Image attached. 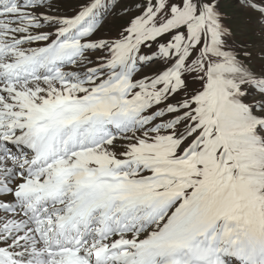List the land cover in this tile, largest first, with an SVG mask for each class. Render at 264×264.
Listing matches in <instances>:
<instances>
[{
	"label": "snow or ice",
	"instance_id": "6c2138e0",
	"mask_svg": "<svg viewBox=\"0 0 264 264\" xmlns=\"http://www.w3.org/2000/svg\"><path fill=\"white\" fill-rule=\"evenodd\" d=\"M0 264H264V0H0Z\"/></svg>",
	"mask_w": 264,
	"mask_h": 264
},
{
	"label": "rangeland",
	"instance_id": "374dc122",
	"mask_svg": "<svg viewBox=\"0 0 264 264\" xmlns=\"http://www.w3.org/2000/svg\"><path fill=\"white\" fill-rule=\"evenodd\" d=\"M122 6L123 5H121V7ZM61 7H62V10L70 13L73 10L74 5L71 2H69L66 5H62ZM122 23H124V20L122 19H110L109 21L106 22V27L110 25L112 30L114 31ZM250 30L253 34L256 35V42L259 43V37H258V33L260 32L259 26H255V27L250 26ZM151 70H152L151 68L146 69V71H151Z\"/></svg>",
	"mask_w": 264,
	"mask_h": 264
}]
</instances>
